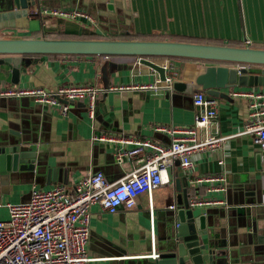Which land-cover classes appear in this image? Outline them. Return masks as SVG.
Here are the masks:
<instances>
[{
  "label": "crops",
  "instance_id": "0c3cea01",
  "mask_svg": "<svg viewBox=\"0 0 264 264\" xmlns=\"http://www.w3.org/2000/svg\"><path fill=\"white\" fill-rule=\"evenodd\" d=\"M40 1L34 9H8L1 13L0 38H56L48 35L79 36L90 32L98 35L96 39L264 48V0ZM52 9L83 10L91 20L43 14ZM125 32L127 36H123ZM160 34L178 39L150 37ZM33 59L35 62L21 73L17 85L11 84L7 67L0 66V89L40 87L53 91L74 83L94 86L100 92L93 119L81 102H69L68 113L62 115L57 108L49 110L30 98H0V142H27L24 147L36 153L32 166H27L32 170L0 174V202H27L32 188L48 190L63 185L71 193L79 179L95 172H102L108 181L115 182L133 171L132 162L117 163L115 148L93 141V136L125 135L165 145L169 138L155 132L156 126L194 124L198 110L192 96L200 89L191 96L173 92L159 81L156 72L140 65L136 58L46 55ZM155 61L163 67L169 61L174 80L193 86L196 77L210 65L181 58ZM109 63L119 65L120 70L111 73ZM148 86L158 87L155 91ZM113 87L122 89L112 90ZM257 88L264 89V85ZM230 91H225L230 100L217 98L218 115L207 130L226 137L222 153L196 156L192 171H183L175 162L163 174L168 183L152 195L151 206L146 195L137 199L133 209H120L115 214L93 206L87 248L91 260L85 264H155L151 255L159 254L158 247L164 244L163 223L170 207L175 206L172 183L180 172L191 173L195 178H224L223 192L209 190L218 182L198 183L199 198L223 202L206 208L210 210L209 237L216 250L227 252L235 264H264V156L260 165V148L250 135L242 134L247 102L232 98ZM218 159H223V165L218 164ZM7 216V210L0 208V220Z\"/></svg>",
  "mask_w": 264,
  "mask_h": 264
},
{
  "label": "built area",
  "instance_id": "2783aa9c",
  "mask_svg": "<svg viewBox=\"0 0 264 264\" xmlns=\"http://www.w3.org/2000/svg\"><path fill=\"white\" fill-rule=\"evenodd\" d=\"M43 14L91 20L88 13L78 9H52ZM246 43L249 42L246 40ZM164 64L167 74L171 76L166 75L162 83L170 89L174 73L169 61ZM157 87L148 86L155 91ZM99 92L94 86L71 83L53 91L40 87L0 89V98L27 97L49 110L57 108L62 115L68 113L69 102H83L88 115L93 119ZM229 94L232 98H241L247 102L248 115L242 134L250 135L264 154V89L234 88ZM192 103L198 110L193 126L154 128L155 132L169 138L168 144L125 135L93 136V141L111 144L115 148L114 159L117 163L127 160L135 165L133 171L119 180L110 182L104 173L95 172L79 179L71 193L63 185L48 190L32 188L27 202H0V208H5L8 214L6 219L0 220V264H85L91 260L87 248L93 206L98 205L104 212L115 214L120 209H133L142 195L147 196L151 206L152 195L168 183L164 182L163 174L175 162L179 163L183 171H192L196 156L222 153L226 137L207 132L218 115V99L208 97L204 91L199 90L193 94ZM218 164L223 165V159H218ZM193 177L196 184L218 182V186L209 189L212 192L225 190L224 178L220 175ZM222 203L203 197L190 199V204L198 207ZM170 209H174V206ZM151 257L155 259L157 255L152 254Z\"/></svg>",
  "mask_w": 264,
  "mask_h": 264
},
{
  "label": "water",
  "instance_id": "95a60500",
  "mask_svg": "<svg viewBox=\"0 0 264 264\" xmlns=\"http://www.w3.org/2000/svg\"><path fill=\"white\" fill-rule=\"evenodd\" d=\"M40 0H0V14L6 10H28L39 7ZM111 10V6H108ZM112 12V10H111ZM125 32L123 36H127ZM97 56L133 57L140 65L156 72L160 82L166 70L156 63L158 58H188L214 62L196 77L193 85L173 80V92L191 96L195 89L205 91L212 98L230 100L226 90L257 88L264 85V48L231 47L177 41H145L124 39H72V38H0V66L10 71V82L17 85L35 56ZM110 72L120 70L109 63ZM27 98V97H26ZM82 105L85 104L81 102ZM85 112L86 109H85ZM27 142H0V174L29 169L36 153L25 148ZM263 154L258 156L262 165ZM190 174L176 173L172 183L175 206L164 219L165 240L158 247L155 264H235L225 251H217L209 237L207 225L210 210L192 206L191 198H199V186ZM29 196V195H28Z\"/></svg>",
  "mask_w": 264,
  "mask_h": 264
},
{
  "label": "trees",
  "instance_id": "16d2710c",
  "mask_svg": "<svg viewBox=\"0 0 264 264\" xmlns=\"http://www.w3.org/2000/svg\"><path fill=\"white\" fill-rule=\"evenodd\" d=\"M48 37L80 38V39H96V38H99L98 35L90 33V32H88V33L84 32V33H82L79 36H68L66 34H58V35H48ZM150 37H159L160 39H163V40H176V39H178L177 37L169 35V34H160L158 36L151 35ZM165 59H174V58H165ZM181 59L187 60V61H200V62H203V63H206V64H214V62H210V61L207 62V61H203V60L188 59V58H181Z\"/></svg>",
  "mask_w": 264,
  "mask_h": 264
}]
</instances>
